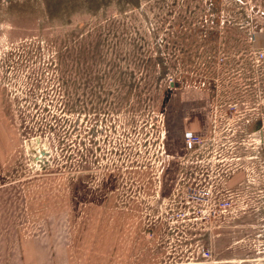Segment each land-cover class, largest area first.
<instances>
[{
	"label": "rangeland",
	"instance_id": "1",
	"mask_svg": "<svg viewBox=\"0 0 264 264\" xmlns=\"http://www.w3.org/2000/svg\"><path fill=\"white\" fill-rule=\"evenodd\" d=\"M263 38L264 0H0V261L50 237L70 264H264L259 187L211 216L195 188L222 190L216 166H201L212 155L182 166L168 123L187 92L211 120L226 115L210 86L244 54L248 125L263 117ZM223 118L217 151L249 165L229 173L239 189L246 167L260 172L245 157L261 155L260 138Z\"/></svg>",
	"mask_w": 264,
	"mask_h": 264
},
{
	"label": "crops",
	"instance_id": "2",
	"mask_svg": "<svg viewBox=\"0 0 264 264\" xmlns=\"http://www.w3.org/2000/svg\"><path fill=\"white\" fill-rule=\"evenodd\" d=\"M260 39V38H258ZM264 42V38L262 39ZM264 47V43H263ZM244 57L240 59L241 63H235L237 68L243 66V68L233 69L224 75L233 76L231 81H224L222 78L217 82L215 81L210 86L209 98L207 101H214L215 103L221 102L225 105H230L237 102H245L247 104L253 103L257 96L255 74L249 69L245 71L244 65L247 62V55H241ZM234 74H237L234 76ZM264 76V72L262 73ZM264 89V87H263ZM185 97L177 99L178 105L173 106L177 112H173L168 121L171 128L174 127L171 143L169 149L171 153L178 155L185 154L187 152L185 145V135L188 133H194L199 135H205L209 132L212 120L208 109H205L206 98H202V95H194L190 93H184ZM173 109V108H172ZM247 130L250 129L255 132V135L259 138L264 137V116L257 118L252 124L247 125ZM169 139V132L167 134ZM261 155L264 158V149L261 151ZM262 216V237L264 240V207L260 211ZM264 252V251H263ZM21 255L19 258H11L8 261H0V264H70L67 258L66 250L62 245H58L56 241L50 237L30 238L22 242Z\"/></svg>",
	"mask_w": 264,
	"mask_h": 264
},
{
	"label": "built area",
	"instance_id": "3",
	"mask_svg": "<svg viewBox=\"0 0 264 264\" xmlns=\"http://www.w3.org/2000/svg\"><path fill=\"white\" fill-rule=\"evenodd\" d=\"M254 62L261 66L264 64V50L263 51H255L254 54ZM259 78V76H258ZM243 107L238 108L239 106L235 103L228 105V108L226 109L227 114L223 115V118L221 114H218V107L213 110V117H212V125H213V131L210 134L205 135H199L194 133H188L185 135V145L187 149V153L183 155L184 157L181 158L182 166H188L189 160L191 156H199L204 153H208L212 155V160L209 158L207 161L201 162L203 165L201 166H216L213 170L215 174H213L211 177L208 176L209 179H212V177H219L218 183L222 180V190L215 189L213 184L204 185L199 188H195V194L200 202H209L208 208L210 210L211 216H219L221 214L229 215L231 213L236 212L238 207V200L240 198H245L247 196L252 197L254 196V192L250 189L255 186L256 188L259 187V193L257 197L264 198V162L262 160V163L259 162L260 158H262V155L254 154L250 156H245L247 160H254L257 162V166H260V172L256 177L252 176V169L249 167H246L244 172L246 173V176L250 177V179H247L244 182H241L239 189H231L228 187L227 183L230 181L229 179V173L231 170H233V167H245L249 166L247 163H244L242 159L243 157L237 156L236 154L233 155V150L235 149L233 146V150L228 155L219 153L216 149V145L218 143V133L217 129L220 127V123L222 122V118L225 120L226 129H229V126L232 125L235 120L237 119L239 122L245 123L244 127L251 121L250 120V114H249V106L247 103L242 102ZM220 110V109H219ZM221 118V119H220ZM246 132V130H244ZM247 133V132H246ZM255 135V133H254ZM228 137V136H226ZM248 137V135H247ZM255 139L253 141H257V136L255 135ZM259 141V142H258ZM257 142L261 145L264 143L263 139L260 138ZM231 145H233V142L230 141ZM252 144V143H251ZM261 152V151H258ZM221 155L222 157L219 159L217 155ZM188 157V159L182 160L185 157ZM211 161V162H210ZM180 163V164H181ZM226 173V174H225ZM204 180H207V178H204ZM215 182V180H213ZM246 185V186H243ZM258 186V187H257ZM202 256L205 258H209L211 256V252L209 250H204L202 253Z\"/></svg>",
	"mask_w": 264,
	"mask_h": 264
},
{
	"label": "flooded vegetation",
	"instance_id": "4",
	"mask_svg": "<svg viewBox=\"0 0 264 264\" xmlns=\"http://www.w3.org/2000/svg\"><path fill=\"white\" fill-rule=\"evenodd\" d=\"M245 124V123H244ZM248 125V124H247ZM247 125H246V127H247ZM235 131L236 130H234V132H233V134L235 133ZM243 132V131H242ZM247 135H248V133H246L245 131H244V134H241V139H246V138H248L247 137ZM262 139H263V141H264V137H261ZM240 143H243L242 141H239ZM246 142V141H245Z\"/></svg>",
	"mask_w": 264,
	"mask_h": 264
},
{
	"label": "water",
	"instance_id": "5",
	"mask_svg": "<svg viewBox=\"0 0 264 264\" xmlns=\"http://www.w3.org/2000/svg\"><path fill=\"white\" fill-rule=\"evenodd\" d=\"M262 261V260H261ZM264 261V260H263Z\"/></svg>",
	"mask_w": 264,
	"mask_h": 264
}]
</instances>
